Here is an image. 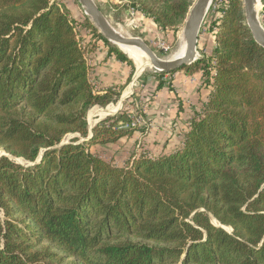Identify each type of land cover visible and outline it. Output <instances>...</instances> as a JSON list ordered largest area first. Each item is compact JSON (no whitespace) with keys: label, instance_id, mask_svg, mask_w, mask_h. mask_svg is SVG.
Listing matches in <instances>:
<instances>
[{"label":"trees","instance_id":"1","mask_svg":"<svg viewBox=\"0 0 264 264\" xmlns=\"http://www.w3.org/2000/svg\"><path fill=\"white\" fill-rule=\"evenodd\" d=\"M124 1L172 34L194 5ZM243 5L220 0L212 54L171 72L210 89L181 148L118 166L90 148L144 134L128 108L80 138L90 109L121 97L131 60L87 18L132 70L101 95L64 5L0 0V264H264V48Z\"/></svg>","mask_w":264,"mask_h":264},{"label":"crops","instance_id":"2","mask_svg":"<svg viewBox=\"0 0 264 264\" xmlns=\"http://www.w3.org/2000/svg\"><path fill=\"white\" fill-rule=\"evenodd\" d=\"M139 22L144 24L143 29L148 34L164 36L170 33L161 30L144 15H140ZM149 26L152 30L149 29ZM87 35L89 36L85 47L91 65L90 77L96 90L101 95L109 90L118 91L120 86L127 84L132 74L131 67L111 55L109 47L103 40L94 36L91 30H88ZM133 79H137L136 76ZM161 81L162 88L160 89H158L157 76H151L141 81L139 83L140 90L132 102L135 104L137 101L145 108L144 114L149 126L144 135L137 134L134 140L122 139L118 144H114V147L127 149L135 141L143 139L145 147L153 150V153L149 154L151 156L181 148L189 131L191 120L204 109L209 99L210 89L204 84V77L199 72L190 74L186 71H179L174 74H165ZM130 86L134 87V83ZM127 98L124 93L120 100L121 108L116 114L122 109Z\"/></svg>","mask_w":264,"mask_h":264},{"label":"rangeland","instance_id":"3","mask_svg":"<svg viewBox=\"0 0 264 264\" xmlns=\"http://www.w3.org/2000/svg\"><path fill=\"white\" fill-rule=\"evenodd\" d=\"M53 1H56V2L64 5L70 11L72 21L76 23V30L78 32V36H79L80 40L82 41L84 47L87 46L86 42H88L87 37L89 35H87L88 29L85 28V24L87 23L89 18L85 15V11L81 7L79 2L77 0L76 1L75 0H53ZM94 1L99 6V8L103 12V14L106 16V18L108 19L110 24L115 29L120 30L122 32V34L127 36V37L141 38L162 59H170V58L172 59V56L183 45V41H185V37L183 34L185 23L180 26V28L178 29V33H175V34H172V32L169 33V35H164V36L160 35V34H157V35L152 34V33L148 34V32L144 31V29H143L144 24L139 22V17L142 14L138 13V16H137L138 21L136 22V24H134V25L130 24V13H129V11H130V9H132V3H130L129 1H124V0H94ZM191 1H193L194 3L196 2V0H191ZM218 2H220V0H214L213 1V4H212V6H211L206 18H205L204 24H203L202 29H201L200 38H199L200 41L198 44V52H199V55L201 56V58L203 56L211 55L213 50H214V47H215L214 36H213V33H211L209 31V26L214 20L220 19L221 14L217 10V8H218L217 3ZM135 10H137V9H135ZM261 19H262V22L264 23V7H263V5H262V10H261ZM149 29L152 30L150 28V26H149ZM158 39H161L164 43L169 45L170 50L167 52L159 50L155 45L157 43ZM131 62L134 65L133 77L136 76L137 79L134 80L132 77V79L130 80V83L123 90L121 97L115 99L108 106L118 104L120 102L123 94L125 93L126 89L130 85H132V83H134V87L133 86L131 87L132 88V93L130 94L131 96L125 100V102L123 103L124 106L122 107V109L117 114H115L114 116L106 117L103 120L101 119L96 124H91L89 122V118H88V128H89L90 134H91L90 128L94 129L97 126L103 125L104 123H108V121L115 120L117 117H120L122 111L125 110L126 108H128L129 111H132L134 109H135L134 111H136V105L133 104L132 102H133L134 98L136 97V93L140 90L139 83L143 80H146L147 78H149L151 76H156V73L153 72L151 69H148V68L143 69L142 73H140L137 66L135 65V63L132 60H131ZM96 107H98L100 109L106 108V107H101V106H94L90 110H92ZM143 107L144 106H142L141 109H143L145 112V108H143ZM126 112L128 113V110H126ZM143 116H144L145 121L148 124L149 122L146 119L145 114H143ZM141 135L143 136L144 134H141ZM90 136L91 135H89V137ZM74 137H76V136L70 135L67 138L66 142L69 141L71 138H74ZM88 138H84V139L80 138L81 139L80 141H82V140L87 141ZM90 150L92 153L97 154V155L103 157L108 162H111V163L118 165V166H124L125 163L128 162L134 156V153L140 154L145 150H146V152L148 151L147 153H149V154L153 153L152 149L145 147L143 139L135 141L127 149H123V147L122 148H116V147H114V144H108V145H93V146H91ZM3 154H4L3 150L0 149V156H2ZM18 163H21L23 165L26 164L22 160H18Z\"/></svg>","mask_w":264,"mask_h":264},{"label":"water","instance_id":"4","mask_svg":"<svg viewBox=\"0 0 264 264\" xmlns=\"http://www.w3.org/2000/svg\"><path fill=\"white\" fill-rule=\"evenodd\" d=\"M77 1L84 9L85 15L89 18L90 22L99 31V33L104 36L106 40L115 45L118 49V46L122 45L141 50L149 57L152 66L150 69L153 72H155L156 74H166L177 71L185 66H191L200 60L201 57L198 52L200 33L205 18L214 0H196L194 5L190 9L183 30V34L187 44V50L184 56L176 59H162L141 38L127 37L120 33L110 24V22L94 0ZM243 4L247 25L250 28L255 41L264 48V28L262 27L258 15L255 12V0H243ZM128 58L130 59V57ZM90 132L91 136L87 139V141H89L93 137V128H90ZM85 141L86 140H82L81 143ZM67 143L68 142H65L64 144ZM40 160L41 157L39 161ZM263 188L264 186L262 187V189ZM213 221L215 222L214 219Z\"/></svg>","mask_w":264,"mask_h":264},{"label":"bare ground","instance_id":"5","mask_svg":"<svg viewBox=\"0 0 264 264\" xmlns=\"http://www.w3.org/2000/svg\"><path fill=\"white\" fill-rule=\"evenodd\" d=\"M255 12L258 15L259 21L264 28V23L261 19V10H262V2L260 0H255ZM122 33L120 30H118ZM183 38V37H182ZM119 49L124 52L130 59L135 63L140 73H142L143 69L148 68L150 69L151 62L149 57L139 49L126 47V46H118ZM187 50L186 40L183 41V45L179 48V50L172 56V59L180 58L184 56ZM171 59V58H170ZM132 93L131 86L125 91V98L129 97ZM121 101L116 105H110L105 109H100L98 107L90 110L88 114L89 122L91 124H96L100 119L106 118L108 116H113L116 112L121 108Z\"/></svg>","mask_w":264,"mask_h":264},{"label":"built area","instance_id":"6","mask_svg":"<svg viewBox=\"0 0 264 264\" xmlns=\"http://www.w3.org/2000/svg\"><path fill=\"white\" fill-rule=\"evenodd\" d=\"M129 13H130V24L131 25L136 24V22L138 21L137 16H138L139 12L137 10H135L134 8H132V9H130ZM155 45L159 50H162L165 52L170 50L169 45L164 43L161 39H158V41ZM166 74H171V73H166ZM135 105H136V111H134V110L129 111V118L132 120L131 127L132 128H138V129L145 128V130H146L149 126V123L147 124V122L144 119V116H143L144 110L141 109L142 106L137 101H135ZM124 127L130 128L129 125H125ZM136 156H138V155H136Z\"/></svg>","mask_w":264,"mask_h":264}]
</instances>
